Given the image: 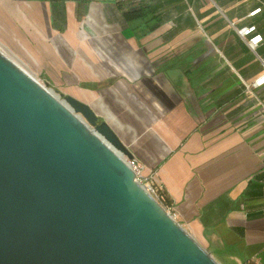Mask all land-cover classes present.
I'll return each mask as SVG.
<instances>
[{
	"label": "crops",
	"instance_id": "1",
	"mask_svg": "<svg viewBox=\"0 0 264 264\" xmlns=\"http://www.w3.org/2000/svg\"><path fill=\"white\" fill-rule=\"evenodd\" d=\"M251 26L264 37V0H0V50L108 122L221 264H264Z\"/></svg>",
	"mask_w": 264,
	"mask_h": 264
},
{
	"label": "water",
	"instance_id": "2",
	"mask_svg": "<svg viewBox=\"0 0 264 264\" xmlns=\"http://www.w3.org/2000/svg\"><path fill=\"white\" fill-rule=\"evenodd\" d=\"M91 106L0 50V264H221Z\"/></svg>",
	"mask_w": 264,
	"mask_h": 264
},
{
	"label": "built area",
	"instance_id": "3",
	"mask_svg": "<svg viewBox=\"0 0 264 264\" xmlns=\"http://www.w3.org/2000/svg\"><path fill=\"white\" fill-rule=\"evenodd\" d=\"M261 9L254 11L252 14H256ZM239 34L247 39V42L251 49L256 50L258 46L264 42V37L262 34L257 33V27H245L239 30ZM264 63V61H263ZM264 85V72L253 82L252 85H248L247 88L250 90L253 87H260ZM127 163L133 168L136 173V180L141 184L145 185L147 190L151 192L158 200V192L157 189L149 184V177L143 173V166L134 158L127 159ZM175 217V214L172 212L171 208H167Z\"/></svg>",
	"mask_w": 264,
	"mask_h": 264
},
{
	"label": "rangeland",
	"instance_id": "4",
	"mask_svg": "<svg viewBox=\"0 0 264 264\" xmlns=\"http://www.w3.org/2000/svg\"><path fill=\"white\" fill-rule=\"evenodd\" d=\"M33 76L41 83V84H43L45 87H47L48 89H50V90H52L57 96H59L62 100H65V97L67 96V95H65L64 93H63V91H61L60 90V88H59V86H57L54 82H47V81H45V80H43L42 78H41V76H37V75H34L33 74ZM197 239V238H196ZM198 240V239H197ZM198 242L204 247V248H206L207 250H209L210 251V249L209 248H207V246H206V244L203 242V241H201V240H198ZM211 252V251H210ZM212 253V252H211ZM215 258H216V256L215 255H213ZM217 259V258H216ZM218 260V259H217ZM219 261V260H218Z\"/></svg>",
	"mask_w": 264,
	"mask_h": 264
},
{
	"label": "trees",
	"instance_id": "5",
	"mask_svg": "<svg viewBox=\"0 0 264 264\" xmlns=\"http://www.w3.org/2000/svg\"><path fill=\"white\" fill-rule=\"evenodd\" d=\"M127 16L132 19V17L137 16V12L127 13ZM157 192H158L159 201L161 202V204H163V206H165L166 208H170L172 205V200L169 197V195L163 189L157 190ZM245 264H255V263L250 261Z\"/></svg>",
	"mask_w": 264,
	"mask_h": 264
}]
</instances>
